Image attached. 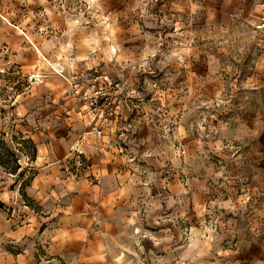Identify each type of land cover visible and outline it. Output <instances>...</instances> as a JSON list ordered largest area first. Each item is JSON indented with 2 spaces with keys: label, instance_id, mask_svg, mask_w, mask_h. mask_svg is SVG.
Segmentation results:
<instances>
[{
  "label": "rangeland",
  "instance_id": "1",
  "mask_svg": "<svg viewBox=\"0 0 264 264\" xmlns=\"http://www.w3.org/2000/svg\"><path fill=\"white\" fill-rule=\"evenodd\" d=\"M62 69L126 77L118 149L56 147L74 136ZM0 139L20 164L0 167V264H85L55 243L59 209L82 189L107 196V264H172L165 254L194 237L264 264V0H0ZM51 149L57 161L42 159ZM125 169L134 181L122 186ZM166 194L182 213L161 249L133 227ZM217 255L204 260L241 264Z\"/></svg>",
  "mask_w": 264,
  "mask_h": 264
},
{
  "label": "crops",
  "instance_id": "2",
  "mask_svg": "<svg viewBox=\"0 0 264 264\" xmlns=\"http://www.w3.org/2000/svg\"><path fill=\"white\" fill-rule=\"evenodd\" d=\"M19 31L22 32L21 30ZM22 33L24 34V32ZM35 49L38 54H41L39 48L35 46ZM69 71L76 73H88L91 75L107 76L111 79H116L118 78V76H120L116 75L115 77H113L108 74H97L94 71H77L74 69H69L68 71H65L63 69V73H58L62 82L64 102L67 106V116L64 119H66L69 124H72V127L70 126L69 133H73L74 136L71 137L67 143L65 142L62 144H58L56 147H60L63 151V154H66L67 152H69V150H72L73 152L75 150L76 152H79V154H83L90 152L92 143L100 145L112 141V146H115L113 149H118L116 144H118L122 140L125 135V131L127 130L125 127V122L128 115V107L126 101L127 98L132 95L133 88L131 91L130 84L128 83V93H126V95L122 97L119 104L117 105L115 115L112 120L102 126V136L100 138H96L93 135V131L96 124H99V121L96 120L94 125V123L90 121V115L87 113L86 110L82 108L80 104L75 103L74 101L67 99L64 96V92L67 89V83L64 78L67 72ZM122 77L127 81L125 76ZM56 81L59 80L57 79ZM74 133L77 135L75 136ZM75 138L77 139L75 140ZM54 154L55 153H53L51 149L50 153L45 154V156H42V159L46 158L50 161H57V159H55L54 157ZM36 157V161H34L39 162L38 160L41 156L37 154V151ZM122 159L124 160L123 156H116L115 164L122 162ZM100 170L103 174V170L105 169L100 168ZM119 176V181H121L120 183L122 184V186H124L126 180H130L131 182L134 181V178L129 175V170H120ZM143 179H145V177ZM95 187H97V185ZM72 193L73 194H70L68 199H65L64 203H66V205L59 209L63 213L62 216L59 218V223L57 225L58 232L56 233V236L58 237L55 239V243L58 242L61 246H68L69 251L72 249L74 253H77L74 254V256H76L77 260L81 263L107 264L108 260L111 261V258L116 257L110 256L109 259V255L107 254V252L105 253L103 250H101V247L106 245L104 238L101 235L103 233V225L101 224L100 219L102 218V216H104V214H106L107 207H103L102 204L104 203L107 196L104 195V193H97V189H82ZM97 196L99 197L98 204L97 206H94V201ZM180 197L181 196L177 194L174 197H171V195L166 194L163 201V205L156 209L148 210L147 213L144 214V222L134 224L133 232L135 230L137 232V230L142 228L141 230L143 231H145L146 229L151 234L158 235V244L159 247L162 249V247L164 246L163 237L165 236V231L170 230L169 228L175 229L176 226V223L174 221H172V223L171 221L168 222L169 217H172L173 214H175L174 216H178V214L182 213H178L180 207V205L178 204V200ZM132 216L135 217L134 214ZM84 239L86 240L85 243L83 242ZM194 239L196 238L194 237L192 240H190V247L187 248L176 243L174 250L170 253H166L165 256H169L170 259H172V264H198L200 261H202L204 264H214V262H210V260L207 258L204 260V258L206 256L215 255L216 261H220L217 255L218 252H220V254L222 255L225 254V252L221 253V251L218 250V248L221 247V244L218 243L216 238H213L212 241H203L202 239L197 241ZM197 246L203 247V255L206 254L205 257H203V255H198L199 252L196 251ZM206 246L211 247L208 253L205 250ZM59 250L61 251V249ZM81 250L83 251L79 252ZM239 251L243 255L241 253H237ZM226 253L227 254L223 256H229L231 261L232 259H235L236 263L239 262L241 264L250 261L259 262L263 258L260 256L258 257L257 252L255 250H251L248 247H244L243 249L242 245H240L238 251H227ZM249 255L253 257L249 258ZM163 256L164 255H161V257ZM205 261L208 262L205 263Z\"/></svg>",
  "mask_w": 264,
  "mask_h": 264
},
{
  "label": "built area",
  "instance_id": "3",
  "mask_svg": "<svg viewBox=\"0 0 264 264\" xmlns=\"http://www.w3.org/2000/svg\"><path fill=\"white\" fill-rule=\"evenodd\" d=\"M63 73V69L58 71ZM67 89L64 96L82 106L90 115V121L99 124L94 127L93 135L102 136V126L111 121L117 105L129 90L128 82L120 75L116 79L107 76L91 75L69 71L65 75Z\"/></svg>",
  "mask_w": 264,
  "mask_h": 264
},
{
  "label": "trees",
  "instance_id": "4",
  "mask_svg": "<svg viewBox=\"0 0 264 264\" xmlns=\"http://www.w3.org/2000/svg\"><path fill=\"white\" fill-rule=\"evenodd\" d=\"M0 144L1 145L3 144L2 139H0ZM30 144H31L30 149L32 152V159H33L35 155V147L31 142ZM3 147L5 148L3 150H0V167L3 168L7 173L16 174L20 169L18 158L13 153H8L7 147L5 145ZM4 158L6 160H4ZM1 207H3V203L0 201V208Z\"/></svg>",
  "mask_w": 264,
  "mask_h": 264
}]
</instances>
